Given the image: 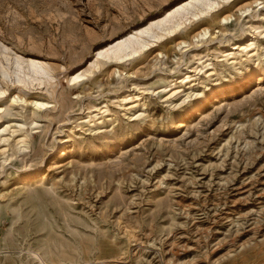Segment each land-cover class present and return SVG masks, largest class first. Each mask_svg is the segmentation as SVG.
<instances>
[{
    "label": "rangeland",
    "instance_id": "rangeland-1",
    "mask_svg": "<svg viewBox=\"0 0 264 264\" xmlns=\"http://www.w3.org/2000/svg\"><path fill=\"white\" fill-rule=\"evenodd\" d=\"M189 1L0 0V264H264V0L98 57Z\"/></svg>",
    "mask_w": 264,
    "mask_h": 264
},
{
    "label": "bare ground",
    "instance_id": "bare-ground-1",
    "mask_svg": "<svg viewBox=\"0 0 264 264\" xmlns=\"http://www.w3.org/2000/svg\"><path fill=\"white\" fill-rule=\"evenodd\" d=\"M221 1L230 2L232 0H221ZM218 7H220V3L218 2V0H190L187 3L178 6L175 10H173V12H169V14L164 19L157 22V24L156 23L154 25L151 24L147 28H144L141 31L139 30L136 34L126 37V39L124 38L121 41L118 40L111 47L108 46L109 48L105 47L106 49H102V51H99L98 57L106 61H113L117 63L126 61L140 54L142 51L148 48V46L150 45V40H146L145 36L148 37L149 39L160 41L165 36L174 34L177 31H179L181 27L185 24V22L189 20V16L193 18H198L200 16L210 14L212 11L216 10ZM249 10H250V7L245 8V12H248ZM226 20L227 19H224V21ZM207 34L208 32H205L204 34H201L200 36L205 37ZM100 67H101V61H97L93 63L94 69L100 68ZM19 70H20V73L23 70L20 64H19L18 71ZM29 70L32 72V75L35 76L36 80L46 79L48 82H50L54 79V76L51 73V70L44 64L33 62L31 63ZM24 75L27 77H30L26 75L25 73ZM85 76L86 74L84 73L79 74L76 77L71 78L70 82L72 83L80 82L81 80H83V78H85ZM216 92L218 91H215V93ZM5 93H7L6 90L0 87V96H2ZM32 103L36 108L42 109V110L46 106H48V104L40 102V101H34ZM21 141L23 142V144H25V139L22 138ZM72 147H73V143L66 146L64 149L65 154L70 153V150Z\"/></svg>",
    "mask_w": 264,
    "mask_h": 264
}]
</instances>
